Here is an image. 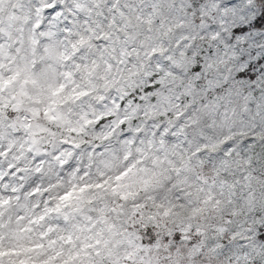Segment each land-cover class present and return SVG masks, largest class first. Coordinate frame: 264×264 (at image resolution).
Here are the masks:
<instances>
[{"label": "snow or ice", "instance_id": "obj_1", "mask_svg": "<svg viewBox=\"0 0 264 264\" xmlns=\"http://www.w3.org/2000/svg\"><path fill=\"white\" fill-rule=\"evenodd\" d=\"M100 2L0 0V264H105L102 246L123 243L103 239L104 231L115 228L105 213L116 208L105 204L94 217L85 214L86 205L109 194L127 200L122 189L136 165L113 176L119 160L128 161L133 149L142 154L145 144L184 137V124L173 123L167 108L159 120L152 118L162 102L171 105L175 99L179 107L180 96L191 99L199 85L218 92L223 85L251 96L255 115L264 116V0H124L119 8L121 0H108L106 10L94 11ZM130 9L141 21L158 26L157 35L148 29L150 63L133 62L123 47L118 57L103 60L101 72L100 61L89 58L84 47L96 48L101 59L104 51H115L105 26L115 25V39H121L119 30L126 25L122 28L117 16L123 20ZM79 23L85 24V32L76 28ZM176 29H183L179 39L167 43ZM131 36L129 32L123 39ZM221 62L231 66L223 81L210 75ZM170 80L187 81V86L162 101ZM253 127V136L239 149L229 140L220 155L238 152L246 157L249 150L257 151L264 145V129ZM58 183L65 187L52 195ZM252 212L239 231L218 227L219 239L209 242L199 229L194 235L182 229L166 237L164 245L178 257L187 245L194 264H264V207L253 204ZM74 217L84 223L49 239L60 228L53 220L68 225ZM97 225L105 227L96 232ZM84 232L91 235L81 236ZM33 233L38 243H30ZM135 240L139 243L127 241L135 252L109 264L121 259L125 264H153L151 252L153 247L160 250V241L151 229L147 240L140 235ZM60 241L70 250L57 249Z\"/></svg>", "mask_w": 264, "mask_h": 264}, {"label": "clouds", "instance_id": "obj_2", "mask_svg": "<svg viewBox=\"0 0 264 264\" xmlns=\"http://www.w3.org/2000/svg\"><path fill=\"white\" fill-rule=\"evenodd\" d=\"M123 3L124 0H121V4L116 7H121ZM108 6V0H103L94 11L106 10ZM144 11L146 13L147 9L145 8ZM117 23L122 28L126 25L124 30H119L121 39H115L118 31L115 25H106L104 29L112 34L115 51L111 48L104 51L101 59L100 52L96 48L87 47L86 44L84 53L89 58L95 56L100 61L101 72H103V60L110 56L118 57L123 47L130 50L133 62L150 63L148 57L151 55L153 41L148 38V29L151 28L152 34L157 35L159 29L155 22L148 24L146 20L141 21L139 14L130 9L123 20L117 16ZM76 28L83 33L86 26L84 23H79ZM129 32L132 33L131 38L123 39ZM182 32L183 29L174 30L170 38H166V42L170 44L179 39ZM85 40L87 41L86 36ZM151 62L155 63V61ZM230 67L227 62L218 63L210 75L214 79L223 81L227 78ZM124 74L128 75V73ZM182 85L186 87L187 81L167 82L162 91V101L169 94L173 97L177 96L182 90ZM192 92L191 99L180 96L179 107L176 106L175 99L172 100L171 105L162 102L157 113L152 117L159 120L167 108L172 113L173 123L184 124L183 138L176 137L163 145L157 142L152 147L145 144L141 146L144 148L142 154H137L133 149L132 157L128 161L119 160L117 168L113 170L114 176L118 170L133 163L136 165L130 174L127 186L122 189L123 192L128 193V199L121 201L118 197L109 194L103 200L86 205L85 214L94 217L101 215L99 209L105 204L110 208H116L115 213H105L109 216V225L114 224L115 228L113 232L104 231L103 239H115L123 243L119 246L113 243L108 249L102 246L105 264H109L117 257L122 258L125 253L135 252V248L129 246L127 241L131 239L138 244L139 241L135 240L136 235L147 240L148 229H151L161 243L159 251L154 247L152 249L153 264H194L189 257L190 250L187 245L181 246L183 255L178 257L175 251H169L164 245L165 238L174 236L182 229L194 235L195 230L199 229L204 233L205 239L211 242L213 238H220V233L215 231L218 227L227 228L229 233L233 230L239 231L241 224L253 214V204L257 209L264 207V145H260L254 153L249 150L246 157H241L238 152L228 157L220 155L223 144L229 140L239 149L243 140L252 137L255 131L253 123L264 129V116H256L255 108L250 107L254 103L251 96L245 97V94L237 89L230 92L221 85L219 92L214 88L209 91L208 85L204 84L192 89ZM176 113H183V116L177 119ZM260 135V133L256 134L258 144ZM205 145L208 147L205 148ZM64 187L63 183H58L51 194L55 195L58 190L63 191ZM93 207L98 211L95 213L87 211ZM229 218L232 221L230 224L227 223ZM49 219L51 220V217ZM52 222L60 224V228H57L49 239L65 236L66 232L61 229L70 230L72 224L84 223L79 217H74L68 225L59 220ZM103 227L105 226L97 225L95 231L99 232ZM114 232H119L120 235L114 237ZM80 235L91 234L84 232ZM31 242H39L37 233L32 234ZM55 247L57 249L63 247L65 252L70 250V247L63 245L62 241ZM145 255L147 256V253ZM205 255L207 256V253ZM169 256L171 259H168ZM120 264H125L123 259ZM195 264H202V261H195ZM209 264H223V262L213 260L209 261Z\"/></svg>", "mask_w": 264, "mask_h": 264}]
</instances>
